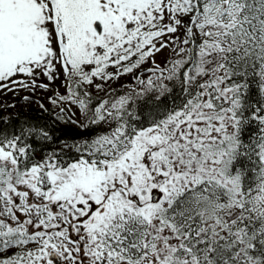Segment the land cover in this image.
I'll return each mask as SVG.
<instances>
[{
    "label": "snow or ice",
    "instance_id": "obj_1",
    "mask_svg": "<svg viewBox=\"0 0 264 264\" xmlns=\"http://www.w3.org/2000/svg\"><path fill=\"white\" fill-rule=\"evenodd\" d=\"M0 264H264V0H0Z\"/></svg>",
    "mask_w": 264,
    "mask_h": 264
},
{
    "label": "trees",
    "instance_id": "obj_2",
    "mask_svg": "<svg viewBox=\"0 0 264 264\" xmlns=\"http://www.w3.org/2000/svg\"><path fill=\"white\" fill-rule=\"evenodd\" d=\"M29 107H30L31 110H34V109H35V104H33V105L29 106ZM20 108H22V103L20 104V106L18 107V109H20ZM35 114H36V115H39L38 112L35 113ZM77 131H78V130H77ZM66 134L71 136V135L74 134V132H73V130H69Z\"/></svg>",
    "mask_w": 264,
    "mask_h": 264
},
{
    "label": "rangeland",
    "instance_id": "obj_3",
    "mask_svg": "<svg viewBox=\"0 0 264 264\" xmlns=\"http://www.w3.org/2000/svg\"><path fill=\"white\" fill-rule=\"evenodd\" d=\"M20 105H18V107H19Z\"/></svg>",
    "mask_w": 264,
    "mask_h": 264
}]
</instances>
